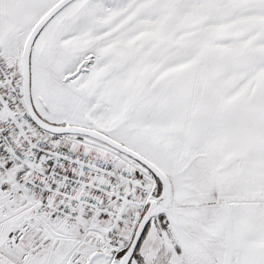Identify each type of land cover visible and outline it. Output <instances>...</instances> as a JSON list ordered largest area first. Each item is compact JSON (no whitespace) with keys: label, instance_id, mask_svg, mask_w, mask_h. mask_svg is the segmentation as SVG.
<instances>
[{"label":"snow or ice","instance_id":"obj_1","mask_svg":"<svg viewBox=\"0 0 264 264\" xmlns=\"http://www.w3.org/2000/svg\"><path fill=\"white\" fill-rule=\"evenodd\" d=\"M0 264H264V0H0Z\"/></svg>","mask_w":264,"mask_h":264}]
</instances>
